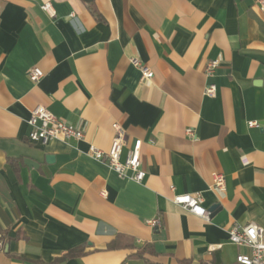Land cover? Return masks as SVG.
<instances>
[{
  "label": "crops",
  "instance_id": "crops-1",
  "mask_svg": "<svg viewBox=\"0 0 264 264\" xmlns=\"http://www.w3.org/2000/svg\"><path fill=\"white\" fill-rule=\"evenodd\" d=\"M39 105L85 136L32 142ZM116 126L122 160L143 142L142 182L89 154L110 148ZM219 172L224 194L211 187ZM181 193L202 194L210 219L175 203ZM252 222L264 228L258 0H0V264H239L249 248L228 231Z\"/></svg>",
  "mask_w": 264,
  "mask_h": 264
},
{
  "label": "built area",
  "instance_id": "built-area-1",
  "mask_svg": "<svg viewBox=\"0 0 264 264\" xmlns=\"http://www.w3.org/2000/svg\"><path fill=\"white\" fill-rule=\"evenodd\" d=\"M258 5L261 10H264V0H258ZM42 7L50 16H55L56 12L51 2H45ZM133 62L140 68L143 79H150L154 76V72L145 63L138 59H134ZM219 65L220 60L210 61L206 67V75L213 76ZM43 75L44 72L39 66H33L29 70V77L32 81L40 80ZM205 93L209 96H216L217 85L214 83L209 84L205 89ZM28 123L31 126L29 139L32 142L46 144L53 139L80 140L85 136L83 127L66 122L47 107L41 105L31 111ZM248 124L249 126H255L258 125V122L250 121ZM115 129L116 135L108 150L92 145L89 154L97 160L106 162L120 176L130 177L137 182H142L147 175L141 161L142 140H136L125 160H122L125 132L120 126H116ZM188 133L191 136L195 135L192 128L188 129ZM211 187L217 194L226 192V177L222 172L215 174ZM174 202L194 214L207 220L210 219L212 211L204 206V197L200 193L176 194ZM150 224L160 226L161 220L159 217L154 218L150 221ZM228 232L231 242L249 248L248 253L237 255L236 261L239 264H264V228L262 226L253 222L246 225L234 224Z\"/></svg>",
  "mask_w": 264,
  "mask_h": 264
},
{
  "label": "trees",
  "instance_id": "trees-1",
  "mask_svg": "<svg viewBox=\"0 0 264 264\" xmlns=\"http://www.w3.org/2000/svg\"><path fill=\"white\" fill-rule=\"evenodd\" d=\"M3 244L1 243L0 244V247H2ZM118 246V243L115 241H113L111 244H110V247H117ZM79 251L78 249H73V250H69L66 254H64L63 256H61L60 258H58L56 261H61L63 259H66L68 257H72V256H75L77 254H79ZM146 252H153V249H152V246L150 245H146L144 248H142L141 250H139L136 255L139 256V257H144V254ZM145 258V261L147 264H154L152 261H150L148 258L144 257Z\"/></svg>",
  "mask_w": 264,
  "mask_h": 264
},
{
  "label": "water",
  "instance_id": "water-1",
  "mask_svg": "<svg viewBox=\"0 0 264 264\" xmlns=\"http://www.w3.org/2000/svg\"><path fill=\"white\" fill-rule=\"evenodd\" d=\"M49 158H51V157H49ZM210 210H212V209H210Z\"/></svg>",
  "mask_w": 264,
  "mask_h": 264
}]
</instances>
